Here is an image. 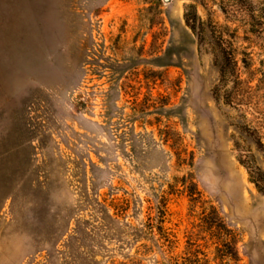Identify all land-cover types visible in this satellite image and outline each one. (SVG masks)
I'll use <instances>...</instances> for the list:
<instances>
[{"label":"rangeland","instance_id":"374dc122","mask_svg":"<svg viewBox=\"0 0 264 264\" xmlns=\"http://www.w3.org/2000/svg\"><path fill=\"white\" fill-rule=\"evenodd\" d=\"M0 264H264V0H0Z\"/></svg>","mask_w":264,"mask_h":264},{"label":"trees","instance_id":"16d2710c","mask_svg":"<svg viewBox=\"0 0 264 264\" xmlns=\"http://www.w3.org/2000/svg\"><path fill=\"white\" fill-rule=\"evenodd\" d=\"M184 18H185V21H186V23L188 24V25H190V27L192 28L193 27V23H192V21H191V18H190V16L185 12V14H184ZM223 59H224V61L225 62H232V58L230 57V55L228 56L227 54H223ZM234 68H233V70H232V72L234 73ZM227 72H226V68H224V69H222V75H225Z\"/></svg>","mask_w":264,"mask_h":264}]
</instances>
